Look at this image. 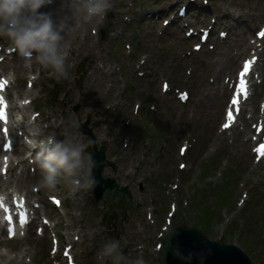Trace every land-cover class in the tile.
Instances as JSON below:
<instances>
[{
    "label": "rangeland",
    "instance_id": "rangeland-1",
    "mask_svg": "<svg viewBox=\"0 0 264 264\" xmlns=\"http://www.w3.org/2000/svg\"><path fill=\"white\" fill-rule=\"evenodd\" d=\"M110 2L111 15L99 24L83 21V13L76 12L75 0H58L39 9L51 12L56 22L67 17L73 25L65 34L63 49L70 69L67 79L57 81L35 59L26 61L20 56L22 60L5 37H0V76L12 77L7 97L11 107L19 105V109L13 108V114L26 117L29 134L38 131L47 137L52 132L57 133V140L85 142L91 154V143L81 132L88 116L98 144L106 146L107 159L116 168L105 167V176L128 186L133 208L127 205L121 210L120 204L112 211L104 198L93 201L91 189L72 192L63 178L54 189L40 188V170L30 158L25 173L22 166L17 167L19 178L8 174L11 184L7 187L0 181V186L14 192L16 180L22 181L17 193L28 197L29 203L38 204V225L45 216L53 226H47L43 233L30 227L32 232L19 240L7 239L4 234L0 237L5 239L0 244V264H10L14 259L26 264H65L62 247L57 256L53 253L51 232L61 240L63 235L65 243H69L68 236L76 239L71 256L76 257L77 264H112L99 256L110 240L120 242L129 257L128 264L138 259L143 264H160L158 244L168 226L167 211L174 202L179 205L176 221L186 226H193L187 218L203 211L195 203L211 205L210 210L219 217L209 229L197 228L209 239L237 245L252 264H264V160L255 154V141L247 140L249 132L256 135L255 126L264 120V38L256 50L258 56L262 54L261 66L255 70L260 71L252 74L261 84H253L257 86L245 103L249 108L254 106L255 113L243 112L235 129L221 131L225 124L221 100L229 105L240 63L259 42L251 48L250 41L263 26L264 0ZM188 3L189 12L182 20L164 24ZM201 5L207 6L209 13L198 7ZM214 19L232 22L230 30L226 28V36L221 38L219 33L224 28L218 25L216 40L209 36L195 50L200 29L210 27ZM190 30L195 36L188 39L186 32ZM241 35L249 40L250 47L237 51L238 62L234 65L220 60L218 43ZM183 92L188 93L186 101L181 100ZM14 134L19 135L18 130ZM261 137L263 140L264 132ZM2 143L0 139V150ZM10 158L18 163L22 157L12 154ZM51 196L59 198L62 207L54 208ZM25 237L33 238L31 244L25 243Z\"/></svg>",
    "mask_w": 264,
    "mask_h": 264
},
{
    "label": "clouds",
    "instance_id": "clouds-1",
    "mask_svg": "<svg viewBox=\"0 0 264 264\" xmlns=\"http://www.w3.org/2000/svg\"><path fill=\"white\" fill-rule=\"evenodd\" d=\"M53 0H0V37L7 38L18 54L26 61H35L50 75L60 81L69 76V66L64 52L65 34L73 25L64 17L56 22L51 12H40ZM76 12L83 13V21L103 23L112 8L110 0H75ZM39 135V132L35 133ZM32 149H39L35 162L40 170L38 187L54 189L63 178L72 192L92 189L95 178L92 169L96 162L86 149L85 142L57 140L55 136L30 139ZM102 261L128 264L129 257L121 250L118 240H110L99 251ZM135 264H143L136 260Z\"/></svg>",
    "mask_w": 264,
    "mask_h": 264
},
{
    "label": "water",
    "instance_id": "water-1",
    "mask_svg": "<svg viewBox=\"0 0 264 264\" xmlns=\"http://www.w3.org/2000/svg\"><path fill=\"white\" fill-rule=\"evenodd\" d=\"M87 123L84 124L83 129L93 143L92 158L96 162L92 169V176L96 181L93 187L95 201L98 202L105 193L108 203H113L114 197H119L118 202L127 198L125 204H131V196L127 188L119 189L113 179L101 176V171L107 164L103 162L105 147L100 146L98 149L95 136L87 128ZM112 188L114 191L111 194ZM161 262L163 264H251L248 257L236 246L210 241L198 230L185 226L167 232L162 242Z\"/></svg>",
    "mask_w": 264,
    "mask_h": 264
},
{
    "label": "bare ground",
    "instance_id": "bare-ground-1",
    "mask_svg": "<svg viewBox=\"0 0 264 264\" xmlns=\"http://www.w3.org/2000/svg\"><path fill=\"white\" fill-rule=\"evenodd\" d=\"M190 2V1H189ZM56 6V5H55ZM219 20V19H218ZM222 24L221 25H226V23H228V22H221ZM236 37V36H235ZM189 39V38H188ZM192 39V38H191ZM190 39V40H191ZM228 42L227 43H225L226 41H222V42H220V43H218L219 44V46H217V53H218V57H220L219 59L220 60H224L225 61V63L226 62H228V63H232V64H236V62H238V60H236V59H239L238 58V55H237V51L239 52L240 51V49L242 50L243 48H249V42H248V40H247V38H245L243 35H241V36H238V38H232V37H229L228 39ZM195 41V40H194ZM247 45H248V47H247ZM259 46H260V44H258ZM236 50V52L233 54L232 52H233V50ZM243 52V51H242ZM239 53H241V52H239ZM18 56V55H17ZM254 56H258V54H257V51H254L253 53H252V55L249 57V59H252ZM214 58V57H213ZM217 58V57H216ZM23 60V59H22ZM215 60V59H214ZM222 64V63H221ZM216 65V64H215ZM220 65V64H219ZM223 65H224V62H223ZM259 63L257 62L256 63V67L255 68H257V67H259ZM209 66V65H208ZM222 66V65H221ZM217 67V66H216ZM254 68V69H255ZM25 69V68H24ZM43 69V68H42ZM220 69H221V67H220ZM258 69V68H257ZM26 70V69H25ZM216 70V69H215ZM256 70V69H255ZM48 71V70H47ZM27 72V71H26ZM45 73V72H44ZM215 73V72H214ZM252 74H254V73H252ZM254 76V75H253ZM251 78H252V75H251ZM256 82V81H255ZM255 82H254V84H255ZM257 83V82H256ZM31 84L33 85V82H31ZM87 85V84H86ZM31 105V104H30ZM221 106H227V104L225 103V99L222 101L221 100ZM26 107V106H25ZM251 111L252 113H255V109H254V106H250V108H249V106L247 105L246 106V104L244 103V106H243V111ZM18 112H19V110H18ZM28 113V112H27ZM17 115H19V114H17ZM21 115V114H20ZM31 115V114H30ZM29 117V116H28ZM21 118V117H20ZM25 117L23 116V121L20 123V129L22 130V131H24V132H26L27 133V131H26V129H27V125L29 124V123H27V120L25 119ZM241 120V119H240ZM36 121V120H35ZM264 121V120H263ZM263 121H261L258 125H263L264 126V122ZM56 122V121H55ZM36 124H38V122H36L34 125H36ZM50 124V123H49ZM64 124V123H63ZM66 124V123H65ZM43 125V124H42ZM224 126H225V124H224ZM51 127V125H48V129H51L50 128ZM257 127V126H256ZM231 128V127H230ZM235 128V124L233 125V129ZM40 129V128H39ZM54 130V129H53ZM60 131H62V130H60ZM226 131V130H225ZM232 131V130H231ZM57 132V131H56ZM60 134V133H59ZM237 134V133H236ZM236 134H234V136H233V138H235L236 136ZM1 136V135H0ZM32 136V139H43L44 137H46V135H45V133H43V134H40V135H35V134H32L31 135ZM48 136H55V138L57 139V138H59L58 137V135H57V133L56 134H53L52 132H50L48 135H47V137ZM259 137V135H257V136H254V139H256V138H258ZM2 140V139H1ZM23 140V139H22ZM61 140V139H60ZM16 142H17V144L19 145L20 143L18 142V138H16ZM22 145H24V147L26 148V145L25 144H22ZM18 151V147L15 149V151L14 152H17ZM37 151H39V149H36V152ZM21 152V151H20ZM11 157V156H10ZM16 163V162H15ZM14 163V161L13 160H11L10 162H9V165H7V167H6V171L4 172V173H1V169H0V181H2V183L3 184H7V182L5 181V179H6V174H11V175H15V177H18L17 176V172L15 171V168H16V166H17V164H15ZM19 163L22 165V168H24L23 169V173H25L26 171H27V160L26 159H24V158H21L20 160H19ZM0 167H1V165H0ZM37 169V168H36ZM14 173V174H13ZM28 173V172H27ZM10 175V176H11ZM9 177V176H8ZM19 178V177H18ZM21 178V177H20ZM9 179V178H8ZM12 179V178H11ZM14 179V178H13ZM17 179V178H16ZM62 179V178H61ZM15 180V179H14ZM35 182V181H34ZM10 184H11V182H10ZM16 186L15 187H17V189H19V187H21L22 186V181L20 182L19 181V179H17L16 180ZM27 196H28V194H27ZM72 204V203H71ZM68 213V212H67ZM55 218V217H54ZM75 219V218H74ZM65 222V221H64ZM63 223V222H62ZM64 224V223H63ZM44 228H45V226H44ZM26 232H32V228L30 229V227L28 228V231H26ZM60 232V231H59ZM67 235H69V234H67ZM16 239H21V237H17ZM23 239H25V243L26 244H31V239H33V238H31V237H25V238H23ZM62 239L64 240V236H62ZM2 240V239H1ZM67 241H69V243L70 244H72V246L75 244V241L73 240V238L71 237V236H68L67 237ZM4 242V241H3ZM5 245V244H4ZM7 246V245H6ZM26 252H27V250H26ZM29 252V251H28ZM28 252H27V254H28ZM1 256V255H0ZM10 264H26L25 262H23L21 259H20V261L19 260H17V259H14V260H11V262H10Z\"/></svg>",
    "mask_w": 264,
    "mask_h": 264
},
{
    "label": "trees",
    "instance_id": "trees-1",
    "mask_svg": "<svg viewBox=\"0 0 264 264\" xmlns=\"http://www.w3.org/2000/svg\"><path fill=\"white\" fill-rule=\"evenodd\" d=\"M223 199L224 198H222V200ZM214 217H215V215L213 214V212L207 209V210H205L202 218L193 219L192 221L195 225H198L205 230V229H208L210 227L211 222H212Z\"/></svg>",
    "mask_w": 264,
    "mask_h": 264
},
{
    "label": "snow or ice",
    "instance_id": "snow-or-ice-1",
    "mask_svg": "<svg viewBox=\"0 0 264 264\" xmlns=\"http://www.w3.org/2000/svg\"><path fill=\"white\" fill-rule=\"evenodd\" d=\"M3 116V113L2 112H0V117H2Z\"/></svg>",
    "mask_w": 264,
    "mask_h": 264
}]
</instances>
